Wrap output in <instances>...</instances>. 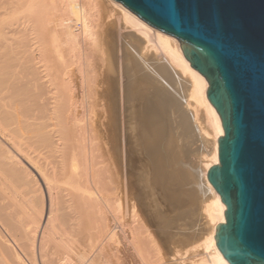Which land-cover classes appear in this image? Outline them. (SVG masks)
Returning <instances> with one entry per match:
<instances>
[{"label": "bare ground", "instance_id": "6f19581e", "mask_svg": "<svg viewBox=\"0 0 264 264\" xmlns=\"http://www.w3.org/2000/svg\"><path fill=\"white\" fill-rule=\"evenodd\" d=\"M107 1L0 0V264H111L118 249L108 213L119 220L124 260L165 264L159 245L165 237L152 227L127 178L119 194L121 177L112 164L121 137L140 125L150 134L149 128H163L158 102H139L130 92L131 56L163 82L172 76L183 82L180 123L190 120L189 132L202 140L196 163L204 222L166 259L229 264L213 237L225 205L206 179L223 134L206 96L207 81L174 36Z\"/></svg>", "mask_w": 264, "mask_h": 264}, {"label": "water", "instance_id": "95a60500", "mask_svg": "<svg viewBox=\"0 0 264 264\" xmlns=\"http://www.w3.org/2000/svg\"><path fill=\"white\" fill-rule=\"evenodd\" d=\"M174 36L207 81L223 134L207 181L225 205L215 245L229 264H264V0H115Z\"/></svg>", "mask_w": 264, "mask_h": 264}, {"label": "rangeland", "instance_id": "374dc122", "mask_svg": "<svg viewBox=\"0 0 264 264\" xmlns=\"http://www.w3.org/2000/svg\"><path fill=\"white\" fill-rule=\"evenodd\" d=\"M103 1H106L107 3L109 2L107 0ZM126 40L127 42H130V38L127 37ZM132 43L133 40H131V44ZM126 47L127 49L129 48L128 50H130V52H133L132 46L129 47L127 45ZM150 69L151 68L148 69L141 60L131 56V60H129L128 64V71L132 74L129 85L130 92L132 93V96L139 100V102H158L159 120L163 125V128L161 129L163 133L161 131H156L153 127L152 128L154 130L149 128L151 130V134L147 131L148 129H145L143 133L145 126H137L133 132H129V136L124 135L121 137L122 140L120 139V142L115 141L119 149L115 151L116 156L112 160V164L114 165L112 166L118 167L119 169L117 174L120 175L118 177L121 178H118V180L120 179V184L122 183V186H120L121 191L118 189L119 194L121 193L123 195V183L126 178L130 181V183H132L135 189L137 188L145 216L150 220L152 227L155 230H158L159 233L166 239L161 244L159 243V245H161L160 248L162 247L160 250L161 254L166 259V257H171L172 253L175 251V246H177L176 250H178V248L182 249L187 242H190L191 238L199 233L200 227L204 222L202 212V192H200L201 190L198 186V169L196 163L198 157L197 153L199 152L198 146L202 145V140L199 136H197L195 131H191V133L189 132L191 130V123L188 118L187 119L189 121H185L189 123L188 125L187 123H180L181 120L178 112H186L185 104L179 97V89L180 87L182 88L181 84L183 82L175 81V79H179L177 76H172L173 78L168 79L169 82L167 81L169 83L168 86L165 79L164 82L166 83L163 82V78L161 79L160 76L154 72L156 74L155 76L152 69ZM171 79L174 80L170 81ZM172 86H174L176 91H173L174 88ZM174 115H178V117L176 118ZM131 117H133V115H131ZM130 121L135 122L133 118H131ZM177 121L179 122V125L177 124ZM135 124L137 125V122L133 125ZM187 126H189L188 129ZM146 131L147 133H145ZM152 131H154L153 134ZM158 134L162 136H158ZM146 135L154 136V140L152 137L150 138ZM156 137H158V141L155 139ZM148 139L152 142V144ZM154 141H157L155 142L156 147L154 145L152 146V149L150 146L155 144ZM115 142H109V144H114ZM158 142L161 143V145ZM167 147L170 148V151H168ZM169 153L171 155H169ZM118 156H120V158H118ZM168 175L170 176L168 177ZM171 175H173L172 177L174 178L180 177L179 180L181 182H179L178 178H176L178 181L172 178ZM167 177L170 180L167 179ZM173 181L175 183H179L175 184ZM119 194L118 196H121ZM183 194L184 196H182ZM119 198H122L120 204H123L124 207V197L121 196ZM178 198H181L180 201ZM107 215L109 219H111L108 221V224L113 226L117 233V237H113L111 242L116 240V242L113 243V246L118 249V255L114 254L116 255V258L114 255V257L110 256V263L116 264V261L121 259L125 263L127 261V264H134L132 258L131 260L130 258H125L126 261L123 258L125 257L122 252V247H124V245L122 246L121 244L123 239H121L122 234L120 232L121 229L119 226V220L113 221L112 217H110L111 214L110 216L109 213ZM121 215H124L123 217L125 219V212ZM177 242H179V245ZM117 256L118 258L121 256V258L117 259ZM165 259L164 263H169V261L167 259L166 261ZM120 261L119 263L123 264V262Z\"/></svg>", "mask_w": 264, "mask_h": 264}]
</instances>
